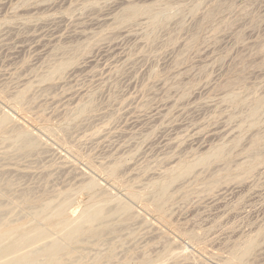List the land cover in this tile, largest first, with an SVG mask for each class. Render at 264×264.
<instances>
[{
	"label": "rangeland",
	"instance_id": "1",
	"mask_svg": "<svg viewBox=\"0 0 264 264\" xmlns=\"http://www.w3.org/2000/svg\"><path fill=\"white\" fill-rule=\"evenodd\" d=\"M0 264H264V0H0Z\"/></svg>",
	"mask_w": 264,
	"mask_h": 264
},
{
	"label": "bare ground",
	"instance_id": "2",
	"mask_svg": "<svg viewBox=\"0 0 264 264\" xmlns=\"http://www.w3.org/2000/svg\"><path fill=\"white\" fill-rule=\"evenodd\" d=\"M15 108V107H14ZM40 121V120H39Z\"/></svg>",
	"mask_w": 264,
	"mask_h": 264
}]
</instances>
